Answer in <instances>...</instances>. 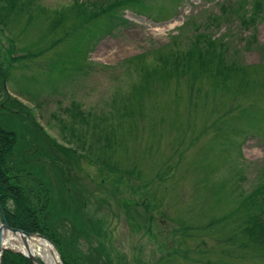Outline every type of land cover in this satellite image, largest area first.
<instances>
[{"label":"rangeland","instance_id":"374dc122","mask_svg":"<svg viewBox=\"0 0 264 264\" xmlns=\"http://www.w3.org/2000/svg\"><path fill=\"white\" fill-rule=\"evenodd\" d=\"M0 90L82 263L264 264V0H0Z\"/></svg>","mask_w":264,"mask_h":264},{"label":"trees","instance_id":"16d2710c","mask_svg":"<svg viewBox=\"0 0 264 264\" xmlns=\"http://www.w3.org/2000/svg\"><path fill=\"white\" fill-rule=\"evenodd\" d=\"M253 19L244 22L248 23ZM3 91L0 90V111L6 110L15 113L12 107H9V103H13L10 96ZM3 95L4 97H2ZM17 143V134L0 125V203L5 211L8 224L13 228L22 229L29 233H41L50 238L57 245L64 264H84L72 253L73 238L76 236L75 233H80L81 230L78 223L73 225L74 233L69 243L65 242L64 236L60 233V229L65 226L63 221H66L64 217H66L68 207L59 208L57 203L51 202L49 190L42 184L39 185L41 187L38 189L36 181L32 178L26 177L32 180L36 187L28 185L24 188L21 179L19 180V177L14 174H25L24 167L26 164V160H21L19 156H16L15 147ZM2 264L33 263L22 254L6 251ZM90 264H96V261L93 260Z\"/></svg>","mask_w":264,"mask_h":264},{"label":"water","instance_id":"95a60500","mask_svg":"<svg viewBox=\"0 0 264 264\" xmlns=\"http://www.w3.org/2000/svg\"><path fill=\"white\" fill-rule=\"evenodd\" d=\"M36 239H43L48 243L49 252L56 257V264H64L57 245L41 233H29L22 229L11 227L5 216V211L0 203V264L6 251L22 254L28 257L33 264H45L43 259L36 255L31 248V243Z\"/></svg>","mask_w":264,"mask_h":264},{"label":"bare ground","instance_id":"6f19581e","mask_svg":"<svg viewBox=\"0 0 264 264\" xmlns=\"http://www.w3.org/2000/svg\"><path fill=\"white\" fill-rule=\"evenodd\" d=\"M97 57L103 58H111L115 56L114 52H109L106 46H101L96 53ZM31 248L35 252L36 255L40 256L45 264H56V256L52 255L48 249V243L43 239H36L34 242L31 243Z\"/></svg>","mask_w":264,"mask_h":264}]
</instances>
